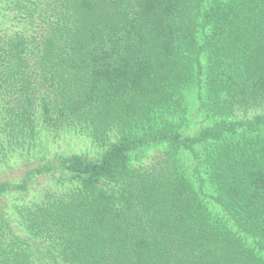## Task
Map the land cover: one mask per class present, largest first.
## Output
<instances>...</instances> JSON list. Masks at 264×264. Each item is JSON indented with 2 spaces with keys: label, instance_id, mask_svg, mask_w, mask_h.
Instances as JSON below:
<instances>
[{
  "label": "trees",
  "instance_id": "1",
  "mask_svg": "<svg viewBox=\"0 0 264 264\" xmlns=\"http://www.w3.org/2000/svg\"><path fill=\"white\" fill-rule=\"evenodd\" d=\"M4 1L0 162L42 125L102 152L0 182V264H264V0ZM38 172L70 186L11 220Z\"/></svg>",
  "mask_w": 264,
  "mask_h": 264
},
{
  "label": "rangeland",
  "instance_id": "2",
  "mask_svg": "<svg viewBox=\"0 0 264 264\" xmlns=\"http://www.w3.org/2000/svg\"><path fill=\"white\" fill-rule=\"evenodd\" d=\"M6 7L9 8L8 3L0 0V18L5 20L8 18L5 24L7 23V27L11 28L15 22L10 17L12 14H5L7 18L3 15V12H8L5 10ZM197 116L198 114L195 113L192 117L193 121L197 119ZM101 149L92 143L88 137L77 134L73 130L53 131L42 125L33 143L24 147H17L6 157L5 161L0 162V182L19 183L30 169L55 160L60 156L82 154L89 158H96L102 152ZM33 176L31 186L26 191L8 190V193L3 196L2 204L5 213L11 220L18 218L17 205L27 206L40 203L45 197L46 191L61 193L70 186L68 182H59L49 173L38 172L34 173ZM35 245L43 246L41 242H35Z\"/></svg>",
  "mask_w": 264,
  "mask_h": 264
}]
</instances>
